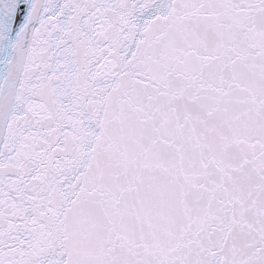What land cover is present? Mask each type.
Instances as JSON below:
<instances>
[{"label":"snow or ice","instance_id":"snow-or-ice-1","mask_svg":"<svg viewBox=\"0 0 264 264\" xmlns=\"http://www.w3.org/2000/svg\"><path fill=\"white\" fill-rule=\"evenodd\" d=\"M0 264H264V0H0Z\"/></svg>","mask_w":264,"mask_h":264}]
</instances>
